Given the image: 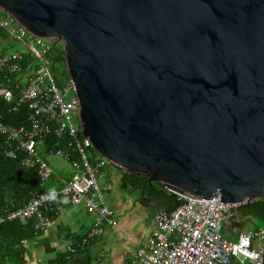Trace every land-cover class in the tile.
<instances>
[{"label": "water", "instance_id": "95a60500", "mask_svg": "<svg viewBox=\"0 0 264 264\" xmlns=\"http://www.w3.org/2000/svg\"><path fill=\"white\" fill-rule=\"evenodd\" d=\"M63 42L80 125L125 172L264 198V0H0Z\"/></svg>", "mask_w": 264, "mask_h": 264}, {"label": "built area", "instance_id": "2783aa9c", "mask_svg": "<svg viewBox=\"0 0 264 264\" xmlns=\"http://www.w3.org/2000/svg\"><path fill=\"white\" fill-rule=\"evenodd\" d=\"M0 28L21 46L0 52V97L11 102L14 111L22 106L30 111L29 126L21 127L4 123L0 114L6 155L12 158L23 154L22 163L38 167L42 182H47L57 172L40 147L53 135L66 147L53 148L49 155L67 160L72 168L70 176L58 179L56 188L35 192L22 206L4 208L0 203V226L35 218L36 231H44L60 202L84 204L96 217L88 233L68 250L85 249L105 224L118 226L115 211L107 204L99 183L102 168L111 162L97 152L82 130L81 102L73 78L69 74L59 81L53 70V52L60 50L65 55L62 69L68 71L63 42L56 40L55 44V39L34 35L2 7ZM165 189L176 196L177 206L155 211L153 229L136 251L133 264H264V228L242 232L237 241L222 233L223 224L234 217L240 203L198 197L166 184ZM28 241L24 238L22 244Z\"/></svg>", "mask_w": 264, "mask_h": 264}, {"label": "crops", "instance_id": "0c3cea01", "mask_svg": "<svg viewBox=\"0 0 264 264\" xmlns=\"http://www.w3.org/2000/svg\"><path fill=\"white\" fill-rule=\"evenodd\" d=\"M14 46L16 44L8 32L0 28V52ZM56 168L54 180L57 184L61 176L72 173L71 166L70 170L60 165ZM133 175L113 163L102 168V189L107 204L118 218L117 227L105 224L101 234L85 249L69 252L68 248L76 247L88 233L96 216L84 204L71 205L62 201L49 227L40 232L35 228L28 243L22 244L28 264H133L136 251L145 244L153 229L155 211L170 206L168 201L157 198L147 185L135 183ZM157 183L152 186L161 187ZM248 219L246 216L238 218L236 213L234 218L225 222L231 234L229 240L237 241L242 232H247L243 226Z\"/></svg>", "mask_w": 264, "mask_h": 264}, {"label": "trees", "instance_id": "16d2710c", "mask_svg": "<svg viewBox=\"0 0 264 264\" xmlns=\"http://www.w3.org/2000/svg\"><path fill=\"white\" fill-rule=\"evenodd\" d=\"M52 59L53 62L55 61V65L61 69L65 62V55L60 50H55ZM55 73L59 81H61L62 76H65L63 69L60 75ZM29 113L27 106H22L18 111H14L12 103L0 97V114L4 123L17 127L29 126ZM4 140V135L0 134V203L2 207L22 206L30 200L35 192H46L57 185L54 176L47 182H42L38 167L29 168L22 163L23 154H18L12 158L8 157ZM64 147L66 144L62 139L50 135L40 148L46 157L50 154L51 149ZM133 178L135 183L147 185L148 189L163 202L168 201L170 203L169 209L177 206L176 196L166 191L165 184L158 182L157 184L161 187L151 186L149 178L145 175L134 174ZM238 210L244 212L243 216L264 218V198L254 200L250 204H241L236 213ZM35 224L36 219L31 218L26 222L12 221L0 226V264H28L25 259L22 240L34 234Z\"/></svg>", "mask_w": 264, "mask_h": 264}, {"label": "rangeland", "instance_id": "374dc122", "mask_svg": "<svg viewBox=\"0 0 264 264\" xmlns=\"http://www.w3.org/2000/svg\"><path fill=\"white\" fill-rule=\"evenodd\" d=\"M53 43H57L56 40H53ZM21 46L16 44V46H14L13 48H11L10 50L13 49H17L20 48ZM63 71L65 72V78H67L69 76V73L66 71V67L63 68ZM90 156L92 159H95L96 155L95 153L91 152ZM46 158L48 159V161L51 162V164L56 168V166H64V168H66L67 170H70V163H68L65 159L57 156V155H47ZM57 169V168H56ZM99 183L101 185V187H103V182L101 181V177L99 179ZM243 211L238 210L237 211V217L241 218L244 217L243 216ZM249 219L247 220L246 224L243 226V229L245 231H254L257 228H264V218H258L255 216H246ZM224 228H223V235L227 238H231V234H230V230L228 229V227L225 225V223L223 224Z\"/></svg>", "mask_w": 264, "mask_h": 264}, {"label": "flooded vegetation", "instance_id": "af4514ba", "mask_svg": "<svg viewBox=\"0 0 264 264\" xmlns=\"http://www.w3.org/2000/svg\"><path fill=\"white\" fill-rule=\"evenodd\" d=\"M52 61H53V60H52ZM64 63H65V62H64ZM64 63H63V65H64ZM53 67H54L55 72H57L58 75H60V74H61V71H62V66H61V69H60L59 66L55 65V61H54V62H53Z\"/></svg>", "mask_w": 264, "mask_h": 264}]
</instances>
